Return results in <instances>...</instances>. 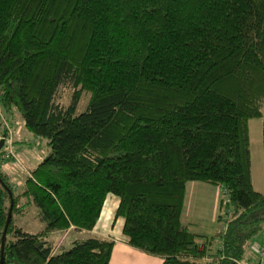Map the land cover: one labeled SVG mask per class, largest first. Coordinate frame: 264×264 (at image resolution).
<instances>
[{"label":"trees","instance_id":"16d2710c","mask_svg":"<svg viewBox=\"0 0 264 264\" xmlns=\"http://www.w3.org/2000/svg\"><path fill=\"white\" fill-rule=\"evenodd\" d=\"M263 105L264 0H0V114L48 146L20 193L0 172L1 264H110L111 240L48 239L90 230L109 194L127 245L159 264L244 261L264 227L246 128L262 118L264 164ZM187 181L221 187L218 239L181 223ZM30 204L35 233L13 220Z\"/></svg>","mask_w":264,"mask_h":264},{"label":"rangeland","instance_id":"374dc122","mask_svg":"<svg viewBox=\"0 0 264 264\" xmlns=\"http://www.w3.org/2000/svg\"><path fill=\"white\" fill-rule=\"evenodd\" d=\"M69 91L70 90L67 88H61L58 92L57 100L61 103H66L68 101ZM84 102L85 97L83 96L79 104V109L82 106L84 107ZM261 113L264 115V105L261 107ZM0 116L6 121V119H4L1 114ZM6 122V125L8 126L7 129L10 131L11 138L14 143V151L17 162L13 160L1 162L0 172L9 184L11 191L18 194L23 188V182L26 174L46 155L48 152V146L46 145V141L44 139L34 137L24 129L22 121L18 115L14 114L12 116L11 122ZM261 122V117L248 118L246 120V128L248 135L251 186L255 191L264 194V164L262 154ZM209 188L210 190L215 188L217 193H220L221 190L220 186L218 185L215 187L209 186ZM23 200L24 199L22 198L19 199L18 203L20 204ZM117 200V197L114 195L109 194L106 196L99 218L94 227H92L90 230H71L65 235H63L61 231L54 230L50 233L48 239L51 240L54 245H60L61 243L58 251L60 249H67L74 240H82L87 237H100L96 235L95 232L97 230L98 232L101 231V223L103 220L105 221V229L102 230V232L104 231V233H108L107 235L110 239H124L125 237L121 233L123 219L120 216H114ZM112 202L113 205H111ZM196 205H194L195 212L192 214H189L188 216L183 214L180 215L182 224L186 225L190 232L206 237L213 236L217 237L218 239V236L223 229L224 222L229 218V211L227 210L225 212H219L222 216L221 221H210L209 219L197 218L199 217L197 215H199L200 212H198V209L196 210ZM13 220L16 226H19L22 230L29 233H35L43 227V224L38 220L37 209L32 204L24 207L21 214L14 215ZM263 235L264 227L252 237L250 242H260ZM202 236H196L195 241L200 243L203 238ZM8 238H10V236H8ZM116 246L119 245H115L114 249L112 250L110 261L114 262L116 259L119 264H127V261L133 264L131 254L116 250ZM198 246L200 247L201 245L199 244ZM217 246L218 241L215 240V242L211 244L210 248L215 250ZM133 250L138 254L145 256L146 259L156 258V260L159 259V261H161L159 256H149V254L141 253L138 249ZM141 262L142 259H140V263Z\"/></svg>","mask_w":264,"mask_h":264},{"label":"crops","instance_id":"0c3cea01","mask_svg":"<svg viewBox=\"0 0 264 264\" xmlns=\"http://www.w3.org/2000/svg\"><path fill=\"white\" fill-rule=\"evenodd\" d=\"M209 186L215 187L214 185H210V184H207V183H204L201 181H187L185 183V187H184V195H183V201H182L180 215L183 214L185 216H188L189 214H192L193 212H195L194 211V205L197 204L196 210L198 209V212H200L199 215H197V216H199L197 218L209 219L210 221L216 220L217 216L220 212L219 204L221 201L220 199L222 196L221 195L222 189L220 190V193L219 192L217 193L215 188L210 190ZM111 205H113V202L111 203ZM104 224H105V221L103 220L101 223V231L98 232V230H97L95 232V234L102 237V238H106L108 240H111L113 242L112 250L114 249L115 245H119V246H116L117 247L116 250H118L120 252H126L128 254H131L133 264H159L160 263L159 259L158 260H156V258L146 259L145 256H142L141 254H138L137 252H135L133 250L135 248L127 245L125 238L124 239L119 238L117 240L116 239H110L107 235L108 233H104V231L102 232V230L105 229ZM71 230H74V229L69 228V229H66L65 231H61V232L63 233V235H65L67 232H69ZM263 237H264V235H263ZM258 243L259 242H254L252 244L256 245ZM60 245H61V243H60ZM112 250H111L110 258L112 255ZM140 252L144 253L142 251H140ZM144 254H146V253H144ZM149 256H153V255H149ZM110 258H109V261H110ZM140 259H142L141 263H140ZM243 260L246 262H253L254 261V254L252 253L251 247L247 248V250L245 251ZM127 262H128L127 264H131V263H129V261H127ZM110 263L111 264H119L116 261V259L114 260V262L110 261Z\"/></svg>","mask_w":264,"mask_h":264},{"label":"built area","instance_id":"2783aa9c","mask_svg":"<svg viewBox=\"0 0 264 264\" xmlns=\"http://www.w3.org/2000/svg\"><path fill=\"white\" fill-rule=\"evenodd\" d=\"M0 138H2V144L0 146V162L7 160H13L17 162L10 131L7 129L6 133L2 134ZM223 197L226 199L225 195H223ZM251 250L254 254L253 262L238 260L236 261V264H264V237L263 240L258 244H252Z\"/></svg>","mask_w":264,"mask_h":264},{"label":"water","instance_id":"95a60500","mask_svg":"<svg viewBox=\"0 0 264 264\" xmlns=\"http://www.w3.org/2000/svg\"><path fill=\"white\" fill-rule=\"evenodd\" d=\"M1 144H2V138H0V146H1ZM8 195L10 197L9 192H8ZM11 204H12V201H11V199H9V207H8L7 212H6V218H5V222H4V225H3V230H2V233H1V236H0V264L2 262V247H3V241H4V234H5V229H6V226H7L8 220H9V216H10Z\"/></svg>","mask_w":264,"mask_h":264},{"label":"flooded vegetation","instance_id":"af4514ba","mask_svg":"<svg viewBox=\"0 0 264 264\" xmlns=\"http://www.w3.org/2000/svg\"><path fill=\"white\" fill-rule=\"evenodd\" d=\"M5 186V185H4ZM7 192H9V190H7ZM10 194V193H9ZM9 196V195H8ZM9 199H11V195H10V197H9ZM9 205V204H8ZM8 210V209H7ZM10 217V216H9ZM5 218H6V216H5ZM9 221V220H8ZM5 222V221H4ZM8 224V223H7ZM4 225V224H3ZM7 227V226H6ZM2 230H3V227H2ZM2 230H1V233H2ZM6 230V229H5ZM0 236H1V234H0ZM6 238V236H5V234H4V239ZM4 242V241H3Z\"/></svg>","mask_w":264,"mask_h":264}]
</instances>
